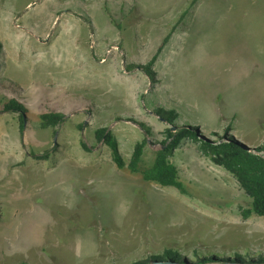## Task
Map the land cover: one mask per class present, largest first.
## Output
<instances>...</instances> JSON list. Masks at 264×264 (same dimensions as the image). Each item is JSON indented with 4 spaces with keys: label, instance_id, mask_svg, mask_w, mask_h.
Listing matches in <instances>:
<instances>
[{
    "label": "rangeland",
    "instance_id": "obj_1",
    "mask_svg": "<svg viewBox=\"0 0 264 264\" xmlns=\"http://www.w3.org/2000/svg\"><path fill=\"white\" fill-rule=\"evenodd\" d=\"M190 2L0 0V108L16 98L27 110L22 137L18 116L0 111V264H129L172 247L187 259L264 252V216L243 219L250 199L197 143L170 158L183 194L118 169L94 141L108 127L127 162L146 137L139 169L149 168L172 127L154 114L162 107L198 141L264 142V0ZM169 33L152 81L126 70ZM48 112L65 122L37 129Z\"/></svg>",
    "mask_w": 264,
    "mask_h": 264
},
{
    "label": "trees",
    "instance_id": "obj_2",
    "mask_svg": "<svg viewBox=\"0 0 264 264\" xmlns=\"http://www.w3.org/2000/svg\"><path fill=\"white\" fill-rule=\"evenodd\" d=\"M198 0H192L190 7H192ZM177 24L173 26L175 29ZM170 33L164 37L157 48L154 56L147 61L146 64H129L125 68L132 71L140 68L149 80H153L155 72L153 70L156 58L159 56L161 50L170 38ZM2 47L0 44V53ZM1 113H14L18 116L19 134L22 137L24 119L26 118L27 110L24 105L16 98H12L3 104L0 108ZM154 114L161 119H164L171 128L163 130L164 139L159 142L160 149L155 152L154 160L149 168L143 170L139 169L142 162L144 148L148 145L146 137L142 138L134 145L129 160L126 162L120 151L119 143L114 134L108 127L96 129L93 132L94 141L97 144H104L110 150L113 163L118 169H126L130 174H140L143 181L146 183L157 184L164 188H174L178 192L186 194L184 185L179 178V172L175 165L170 162V158L175 149H177L182 141L190 140L197 143L198 150L201 154L207 157L211 163L219 166L222 170L230 174L238 184V188L242 193L250 199L251 206L248 209L241 211L243 219L249 218L252 214L255 216H264V142L261 145H256L255 148L248 149L234 141L230 136H221L217 133L213 134L214 140H200L196 135V127L174 126L178 116L175 111L166 110L158 107L154 110ZM65 122V115L62 113L48 112L39 115V121L36 123L37 129H49L59 127ZM79 125V129L82 128ZM142 131L149 136L150 129L143 123H140ZM174 126V127H173ZM174 128V129H172ZM200 139V138H199ZM202 139V138H201ZM81 148L88 151V146L81 142ZM37 160H44L47 158V152L43 155L37 156ZM0 208V218H1ZM194 256L191 259L184 258L176 248H166L160 250L158 253L148 255L147 258L136 260L129 264H264V252L257 256V259L250 258L249 254L240 256L234 254L233 258L223 259L218 255L202 256L194 251ZM192 258H196L192 261ZM18 264H26L24 262ZM122 264V263H120ZM124 264H127L124 262Z\"/></svg>",
    "mask_w": 264,
    "mask_h": 264
},
{
    "label": "water",
    "instance_id": "obj_3",
    "mask_svg": "<svg viewBox=\"0 0 264 264\" xmlns=\"http://www.w3.org/2000/svg\"><path fill=\"white\" fill-rule=\"evenodd\" d=\"M54 141H55V138H54Z\"/></svg>",
    "mask_w": 264,
    "mask_h": 264
}]
</instances>
